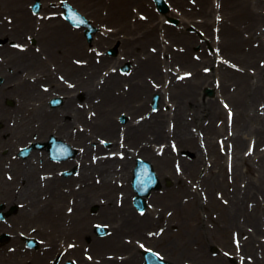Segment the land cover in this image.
<instances>
[{
	"label": "bare ground",
	"instance_id": "6f19581e",
	"mask_svg": "<svg viewBox=\"0 0 264 264\" xmlns=\"http://www.w3.org/2000/svg\"><path fill=\"white\" fill-rule=\"evenodd\" d=\"M26 1L0 0V18L4 14L11 15L14 24V27L9 29L7 21L0 22V37H16L23 41L25 38L20 31L28 30V34H31L39 46L38 49L36 46H29L26 39L21 43L26 46L23 51L10 46L0 47L2 57L0 74L3 77V83L0 85V100L12 96L16 101L15 109H0V121L3 123L0 129V152L2 149H7L8 155L11 150L8 144L10 141L22 142L23 140L27 143V140L32 139L31 134H48L55 129L54 133L63 140H71L73 145L83 146V153L79 154L81 155L80 168L83 172H80L78 177L55 175L54 171L57 168L48 160L44 161L45 168L42 172H51L52 176H47L41 181L37 177L38 161L35 164L33 162L41 158L37 157L38 153H34L23 164L11 161L14 180L9 182L0 177V203H4L5 206L12 205L16 201L24 203L17 215L13 217V220L18 222L13 229L17 226L24 228L32 223L36 229L28 234L44 237L48 245V249L44 251L49 257L56 253L61 241L70 235L79 236L80 242L81 237L92 234L93 229L89 226V221L91 217L100 218L105 220L103 223H110L111 233L104 238L91 235V241L88 243L89 250H95L96 255H99L96 257H101L102 262L139 264L142 252L135 245L137 240L132 236L138 235L141 239L146 238L145 242L152 243L156 239V233L147 237L145 232L154 224L161 222L164 224V230L157 237L160 238L157 243L162 244L164 250L170 252L169 255H172L175 249L184 255L193 254L192 244L196 243L192 237L194 233L198 235L202 231L204 237L208 238L219 231L218 222L213 221L214 230L203 229L205 228L203 226L191 234L187 230H184V234L179 232L176 235L168 232V226L175 224L181 227V220H188L191 215H194L193 211L196 210L197 204H200L196 192L190 191L183 182L184 175L196 178L195 170L201 168L206 155L203 148L199 146V137L194 136L191 131L195 126L199 133L204 134L202 140L205 141L207 155H212L215 168H220L217 169L216 175H211L210 180L204 176L206 178L199 182L208 191L209 202L213 203V206H219V202L212 193L214 190H219L227 196L231 204L228 208L222 206L220 214L221 220L227 227L234 228L240 233L244 232L246 225H250L254 229V234L248 233L251 243L259 234L264 236L262 229L264 224V148L261 149L264 145V0H189V7L192 9H185V5H188L187 0H169L170 5L180 11L178 16L183 25L192 23L205 35L204 39H208L209 44L219 48L242 70L251 67L256 69L254 74L239 70L226 72L229 82L235 86L233 92L226 91L224 94L234 110L232 133H227L231 128L225 123L220 126L215 125V121L223 115V109L218 106L216 98L201 97L202 87L211 86L210 78L212 77L214 82V73L218 70H213V74L200 72V64L209 62L205 59L206 55L202 54L200 61L189 56L191 49L199 43L201 36L181 30L175 32L169 26L162 24L159 16L149 9L150 6L145 0H71L85 11L90 9L95 21L113 24L111 26L114 27V32L111 35L105 38L99 36V39L93 43L102 45L111 42L109 44L112 45L117 42L121 52L126 55L131 64L129 76H120L106 70V68L110 69L113 63L111 66L104 67V70L109 72L108 75L103 74V68L100 67L111 63L107 56L102 55L99 63L93 61V55L84 49L79 32L72 30L59 17H43L39 22L41 27L36 28L38 19L33 17L23 5ZM48 1L50 0H41L44 10H47ZM214 1H216V7L213 5ZM101 5L106 13H98L97 9ZM136 10L145 14L144 20L137 16ZM218 12L221 16L219 21L216 20ZM213 26L218 27L217 32L212 31ZM214 35L219 36L220 41H213ZM175 43L184 48L174 50L172 46ZM75 55L84 56L87 63L81 66L72 63L69 58ZM51 64L57 65V69L65 73L67 80L74 83L73 88H68L63 82L55 79ZM178 64H182L181 66L185 68H192L197 75L190 80H183L186 82L182 85L181 82L173 81L175 83L172 82V87L169 85L165 87V84L158 87L159 82L169 79L172 68L175 69ZM8 67L12 68L11 72L7 71ZM33 72L43 73L42 76L49 81L50 87L47 92L39 90L35 81L41 77L34 76ZM31 77H34L33 83L30 82ZM149 78L153 81L150 82ZM221 81L218 86L219 91L224 90L223 80ZM79 90L84 96L82 107L77 106L75 100ZM52 91L63 94L62 104L59 107L50 108L45 103L46 97L52 96ZM152 93L160 94L159 103L167 108L166 111L159 108L155 113H150L143 118L136 117L139 112L148 110L147 105ZM94 98L98 100L95 102ZM91 111L93 112L87 116ZM118 112L129 116V120L122 129L115 120ZM201 118L203 121H200ZM11 121L12 125H10ZM78 125L85 126V130L81 131L77 128ZM4 134L7 138H3ZM96 134L107 136L108 140L112 141L113 149L116 148L117 152L125 153L124 158L120 160L116 156L107 157L103 160L97 159L96 163L92 160L86 163L87 155L95 153L96 156V151L100 147L98 145L93 151V146L86 142L87 139L90 142L93 141L90 139ZM219 134L226 137L224 148L226 151L230 150L232 166L229 168L226 162L225 167L223 166L222 155L215 152L217 144L214 140ZM119 138L124 143L123 149L120 148ZM251 141L254 143L253 154L256 156V168L249 163L250 154H245V151L249 150ZM172 142L176 143L179 149L191 153L192 158L175 155ZM156 144L162 145L158 147L162 150L158 155L154 151ZM129 147L137 149L139 156L152 162L161 177L171 175L176 183L172 188H165L162 193L149 195L148 203H152L151 206L154 209L148 207V211L143 216L126 207L133 194L128 189V184L130 169L135 158L134 152L132 158L127 157L131 154L128 152ZM4 158L0 154V173L4 169L2 165ZM175 161L182 169L181 173H175L176 175L170 168L171 162ZM72 164L73 161L68 163V165ZM243 167L246 172L253 175L248 176L243 173ZM211 168L213 165L208 171L212 170ZM94 173L98 174L99 180H95ZM226 178L231 179L229 184L226 183ZM115 180L124 182L119 187ZM43 181L44 184H42ZM73 182H75L74 185L79 183V189L74 187L70 189L69 186L72 187ZM228 185L233 188L229 189ZM117 192L123 193L120 205L116 203ZM187 194L194 195L189 201L194 210L186 216H181L177 206L188 203L187 201L182 204L179 201L183 195ZM168 195H173L174 199L166 201ZM71 198L72 202H70ZM103 198L105 202L102 201ZM249 201L258 208L257 214L246 210L244 205ZM68 202L72 203L70 211L65 210ZM93 204H98V210L96 214L90 215L88 207ZM201 205L210 206L203 202ZM156 206H161L162 210L157 211ZM165 206L173 209V218L169 220L163 217ZM259 212L262 216H259ZM155 213H158L156 217ZM241 216L242 221H240ZM3 229L5 226L0 222V231ZM123 234L131 237L132 241L130 243L123 241ZM183 236L186 237V241L181 238ZM224 240H227L226 236ZM14 241L19 242L18 238ZM249 246L250 244L245 247V250L255 249L256 255L260 246ZM105 250L115 252L122 250L127 253V256L107 261ZM71 253L76 254L77 248ZM262 253L264 254L263 250ZM1 257V261L5 264H21L23 261H29L26 264H31L35 260L37 262V260L46 261L47 259L46 256L41 257L35 251L28 256L21 251L7 252L5 247L1 248ZM3 257H8V260ZM209 258L206 251L202 256H198L196 261L201 264H214ZM83 263L101 264L96 261Z\"/></svg>",
	"mask_w": 264,
	"mask_h": 264
},
{
	"label": "rangeland",
	"instance_id": "374dc122",
	"mask_svg": "<svg viewBox=\"0 0 264 264\" xmlns=\"http://www.w3.org/2000/svg\"><path fill=\"white\" fill-rule=\"evenodd\" d=\"M148 1V3L150 4V0H147ZM29 3H31V4H33L34 3V0H27L26 1V3H25V5H27V4H29ZM57 3H59V2H57V0H52L51 2H50V4L51 5H53V4H57ZM188 3V2H187ZM30 4V5H31ZM102 6V5H101ZM90 10V9H89ZM82 11V10H81ZM98 13L99 14H101V12L103 11V12H106L105 10H101V8H99L98 10ZM100 11V12H99ZM169 12L168 13H170V18L171 19H175V20H177L178 22H177V24H172L171 23V25H173V27L175 26V27H178V25H179V19L175 16V15H172L171 14V12L173 13V11L171 10V8L169 7V10H168ZM83 12V11H82ZM84 13V12H83ZM175 16V17H174ZM87 17V16H86ZM88 20L91 22L92 20L88 17ZM166 20V19H165ZM92 23V25H94V26H96V27H105V28H107L108 27V25H110V24H108V25H106V24H100V22H97L96 24H94V21H92L91 22ZM110 28H112V26L110 25V27H108L107 29H110ZM187 29L189 30V32H193V33H195V29H194V27L192 26V25H190L189 27H187ZM80 33H81V38L83 39L82 40V42L83 43H85V46H84V48H89V51L91 52V49L92 48H94L92 45L93 44H91L90 46L89 45H87L86 44V42L87 43H91V42H88L87 40H86V38H85V36H84V32H82V31H80ZM96 34H98V33H96V32H94L93 33V37L91 38V41H93L94 39H96L97 37L95 36ZM200 35H201V33H200ZM11 41L12 42H15V40L14 39H12V40H8V41H5V39L4 40H2V39H0V44H3V43H6V44H10L11 43ZM31 41H32V39H31ZM30 41V43H33V42H31ZM201 42V41H200ZM35 43V42H34ZM93 43V42H92ZM174 47H175V45H174ZM101 48V47H100ZM103 49V48H102ZM109 49H114L115 50V53L114 54H112L111 56L112 57H114V58H120V59H122V57H123V55H120V52H119V49H118V47L117 46H113V47H107V48H105V49H103V50H101L102 52H104L105 54H106V51H108ZM204 49H205V47H201V48H199V45H197L195 48H193V50H191L192 52V54H194V51H195V53L198 51V53H201V51H203L205 54H206V52H207V55H209V51H212V48H209V50L207 51V48H206V50L204 51ZM82 58H84V57H82L81 55H76V56H74V57H72V58H70V61L73 63L75 60H77V59H80L81 61H83L82 60ZM221 59H222V61L221 60H218V62H215L214 64L213 63H211L212 62V60H210L211 62H210V64H207L208 66H207V68H211L210 69V72H212L213 71V66H214V69L215 70H217V71H215V73H214V75L216 76H214L215 78L214 79H216L217 80V82H220L221 80H223V85H224V87H223V89L224 90H220L219 91V89L220 88H213L212 86L214 85V83H212V79L210 78V80H211V86L210 85H208V86H203L202 87V89H201V96H202V98L203 99H214V98H216V101H217V104H218V106L219 107H221L222 109H223V117L221 118V119H217L216 121H215V124L217 125V126H220V121H222V119H224L223 121H224V123H225V121H227L228 122V118H226V114H227V111H228V108L226 109V112H225V109H224V107H225V103L227 102V99H226V96L224 95L225 94V92L227 91H229V92H233V90H234V85H233V87L231 88V84H229V78L226 76L227 74H226V68L225 67H228L227 66V64L226 63H224V60L227 62V61H229V60H227L226 59V57H221ZM219 62L222 64V65H220V67H218V65H219ZM206 64H201L200 65V68H199V71L200 72H203L204 73V71H203V69L204 68H206V67H204L203 68V66H205ZM202 67V68H201ZM121 67H119V69H120ZM58 71L59 70H55V76L56 75H61L63 72L62 71H60V73H58ZM189 72H191L192 74H193V76L194 75H197V72L196 71H193V69H191ZM199 73V72H198ZM212 74H213V72H212ZM226 76V77H225ZM1 78V77H0ZM57 79H58V77H56ZM190 79H191V77H190ZM216 82V81H215ZM222 82V81H221ZM206 88H209V89H211L212 91H213V93H212V95H209L207 92H205V89ZM56 97H58V96H56ZM218 98V99H217ZM82 99V97L80 98V97H78V99H77V102H80V101H82L81 100ZM224 99V100H223ZM4 100V106L5 107H7V108H12L13 106H15V100H13V98H4L3 99ZM48 100H47V104H48ZM224 106V107H223ZM149 107L151 108V103H149ZM158 107H159V105H158ZM232 112V111H231ZM123 114L124 113H121V114H119L118 116H117V118H119V120L121 119V117L123 116ZM121 116V117H120ZM124 117H125V114H124ZM127 119V118H126ZM119 120H118V122H119ZM200 121H203V118H201L200 119ZM230 121L231 120H229V124H230ZM120 123V122H119ZM232 123V122H231ZM3 125V124H2ZM228 127L230 126V125H227ZM232 126H233V123H232ZM0 127H1V124H0ZM233 129V128H232ZM220 138V139H218L219 141L221 140L223 143H221L220 144V146H215V152H217V153H220V154H222L223 153V150H225V148H222V144L223 145H225L226 144V142H225V140H222L223 139V137H224V135H222V134H219V135H217V138ZM34 138V137H33ZM40 142H42V140L40 139L39 140ZM215 142L217 143V141H216V136H215ZM29 145V144H28ZM13 147V153L12 152H10L8 155H9V157L10 158H6V159H4L3 160V163H2V165H3V168L4 169H8V171H10L11 172V170H9V168H8V159H12V160H14V155H15V157H17L16 156V154H17V151L15 150V148H16V145H14V146H12ZM40 154H42V151H41V149H36ZM78 150V149H77ZM6 153V151L5 150H3V152H2V154L4 155ZM180 153H182V155L181 156H186V158H189L188 157V155H186V154H188V152L186 151V150H181V152ZM1 154V155H2ZM191 154V153H190ZM189 154V155H190ZM224 154V153H223ZM222 154V155H223ZM224 156H225V154L222 156V162H224ZM90 157V156H89ZM190 157H191V155H190ZM205 159V160H204ZM204 159H203V165L201 166V168H199V170L198 169H196L195 170V173H194V176L196 177V178H192L191 176H186V177H184V184H186L187 186H188V188H189V190L190 191H197L196 192V196H197V199L199 200V201H203V203H208V204H210V206L209 207H201V204H199V207H197V209H196V211L198 212V214H195V218H202V221H203V223L201 224V223H199L197 226H195L194 224H192V223H188V222H186L185 224L182 222V220H181V224H182V226L181 227H179V226H177V225H173V226H168V232L169 233H172L173 235H176V234H178L179 232L181 233V234H184V230H187V231H189V234H191L193 231H197L198 229H199V227L201 228V225L202 226H204L205 227V229L207 230V228H212V226H214L213 224H212V221L213 220H216L217 222H218V224H219V226H222V225H225V229L227 230V236H228V239H229V241H230V243H231V246H230V243L228 244V242L229 241H219L218 239H216L215 237H213L212 235L211 236H209L208 238L207 237H204V234H203V232L201 231V232H199V234L198 235H196L195 233L192 235V237H194V240H195V242L196 243H193L192 244V247H193V254H191V255H184L183 253H180L178 250H174V253L172 254V255H169V251L168 250H164V248H163V245L162 244H159V243H156V244H150V243H148V244H146V245H149L150 244V246H151V248H153L154 250H157V251H159L164 257H166V259H168L170 262H172V263H174V264H201V263H199L198 261H196L197 260V258H198V256H202L203 254H205V252L207 251V253L209 254V259H212V261H213V263L214 264H262V263H264V254L262 253V250L264 251V236H261L262 234H259V236L257 237V239L256 238H254L255 240H254V242H253V244H254V246L253 247H258V246H260L258 249H257V253H256V255H255V249L254 250H245V247L246 246H248L249 244H248V242H249V239H247L246 237H244V236H246L248 233L247 232H249V233H252V234H254V229H253V227H251L250 225H246V229L244 230V232H241L240 234H239V238L237 239L238 241H244V242H246V243H244V242H242V244L245 246V247H243V245H240L238 242H237V240L234 238L233 239V234H232V232L234 231V229H229L228 227H227V225L221 220L222 218H220V214H221V211H222V206H226L227 208L231 205L230 203H229V199L227 198V196H225L224 194H222V192H219V190H214L212 193H213V197L219 202V206H213L212 204L213 203H211V202H209V198H208V191L207 190H205L200 184H199V182H200V180L201 179H203V178H206V177H204V176H207L208 177V179L210 180L211 179V175L212 174H217V169H220V168H215V165H214V159H213V156L211 155L210 156V154L209 155H205L204 156ZM253 159H254V161H253ZM255 162H256V156H251V158H249V163L254 167V168H256L257 167V165L255 164ZM212 165H213V168H211L212 170H210V171H208L209 170V168L210 167H212ZM223 166H224V164H223ZM39 167H41V168H38L37 169V176H38V174H40V176H42L43 175V173L41 172L42 171V168H43V166H41L40 164H39ZM170 167H172V169H173V171H177V169H176V167H174L173 166V164H171V166ZM224 168V167H223ZM4 169H3V171L0 173V177L1 178H3V179H5V180H7V178H6V174L5 173H7L6 171H4ZM242 171H243V173H245V174H247L248 176H251V175H253V174H251L250 172H246V169L243 167L242 168ZM253 172V171H252ZM11 175V174H10ZM158 176H159V174H158ZM227 176V175H226ZM160 177V176H159ZM158 177V178H159ZM168 179V180H167ZM9 181V180H8ZM11 181V180H10ZM160 181H161V186L159 187V188H157V189H155L153 192H154V194H159V193H162L163 192V187L165 188H168V187H170V188H172L173 187V185H174V183L172 182V180L170 179V178H166V179H164V180H162V179H160ZM225 181H226V183L227 184H229V182H231V179L230 178H226L225 179ZM243 184V182L241 183V185ZM175 187H177V186H175ZM228 188L229 189H232L233 188V186H230V185H228ZM153 194V193H152ZM194 197V195H189V194H187V195H183L180 199H179V201L182 203V204H184L185 202H187L188 201V203H186V205H178L177 207H178V209H179V211L181 212V216H186V215H188V213L190 212V211H192V209L194 208L191 204H190V200H192V198ZM171 199H174V196L173 195H168L167 196V199H166V201H170ZM146 201L148 202V198H146ZM17 204H19L18 205V209H20L21 208V204H23V202H16ZM149 204V203H148ZM152 204V203H151ZM191 205V206H190ZM130 206H131V204H130ZM149 206V205H148ZM148 206L146 207V210H148ZM245 207H246V210L247 211H249V212H251V213H253V214H257V212L259 211L258 210V208L257 207H255V205L253 206V202H251V201H249V202H246V204L244 205ZM97 205H91L90 206V208H89V212L91 213V214H94L95 212H96V210H97ZM126 207H128V206H126ZM158 209H157V211H159V209L161 210L162 208H161V206H156ZM164 207V206H163ZM10 207H8V209H9ZM133 209V208H132ZM261 210V209H260ZM135 212H137L138 213V211H136L135 210ZM160 212V211H159ZM15 213V214H14ZM16 213H17V210L15 209L14 210V212H12L11 214H7L8 216H5L6 218H5V220L3 221L4 222V224L7 226V227H9L10 226V224H12V222H13V217L16 215ZM158 215V213H156V215H155V217ZM163 215H164V217H165V219H168L169 220V218H173V209H171V208H169V207H166L165 206V208L163 209ZM259 216H262V213L261 212H259ZM243 220V217L241 216V218H240V221H242ZM100 221H103V220H100ZM6 222H7V224H6ZM90 222V226L92 225V223L93 222H98L97 220H95L94 218L93 219H91V221H89ZM166 223H167V221H166ZM103 224V223H102ZM105 224H107V223H105ZM180 224V223H179ZM32 225V224H31ZM107 225H109V224H107ZM163 226H164V224H162L161 222L159 223V224H157V225H155V226H153V228H152V231L154 232V231H156L158 228H160L161 229V227H162V229H163ZM193 226V227H192ZM27 228L28 229H32V228H34V227H32V226H27ZM156 229V230H155ZM262 229H263V231H264V224L262 225ZM108 230V229H107ZM6 233H8V231H5ZM244 235V236H243ZM162 236V235H161ZM160 236V237H161ZM135 237V236H134ZM182 239H183V241H186V237H181ZM125 240V239H129L128 238V236H126V234H123L122 235V240ZM160 239V238H159ZM75 240V239H74ZM73 239H69V241H74ZM246 240V241H245ZM248 241V242H247ZM233 242L234 243H238V246H239V248L237 247V249L235 250V248L234 247H232V244H233ZM185 243V242H184ZM184 243H183V245H184ZM248 244V245H247ZM252 244V245H253ZM182 245V246H183ZM223 245H225L226 247H224ZM1 246V245H0ZM241 247V248H240ZM249 247H252L251 245L249 246ZM262 247V248H261ZM244 248V249H243ZM21 249H22V247H21ZM242 249V250H241ZM123 250V249H122ZM254 251V252H253ZM119 252H121V251H119ZM229 254V255H228ZM122 255V254H121ZM195 255H197L196 256V258H195ZM228 255V256H227ZM254 259V260H253ZM253 260V261H252ZM256 260V261H255Z\"/></svg>",
	"mask_w": 264,
	"mask_h": 264
}]
</instances>
